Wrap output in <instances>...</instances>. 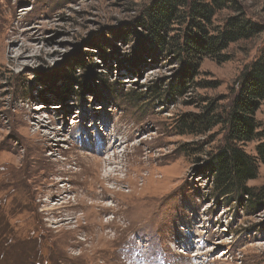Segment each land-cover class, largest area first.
<instances>
[{
  "label": "rangeland",
  "instance_id": "374dc122",
  "mask_svg": "<svg viewBox=\"0 0 264 264\" xmlns=\"http://www.w3.org/2000/svg\"><path fill=\"white\" fill-rule=\"evenodd\" d=\"M152 1L0 0V264H264V205L213 191L227 130L201 123L264 52V0L216 7L259 33L194 77L147 40Z\"/></svg>",
  "mask_w": 264,
  "mask_h": 264
},
{
  "label": "trees",
  "instance_id": "16d2710c",
  "mask_svg": "<svg viewBox=\"0 0 264 264\" xmlns=\"http://www.w3.org/2000/svg\"><path fill=\"white\" fill-rule=\"evenodd\" d=\"M222 1L153 0L140 17V24L146 30L147 40L156 48L178 56L183 65L182 75L194 77L203 58L226 61L225 51L230 44L259 33V26L238 17L229 18L221 28H213L216 7L221 8ZM181 81L168 90L181 93L185 86ZM236 82L238 88L233 91L226 117L213 120L207 112L201 119L208 127L223 122L227 130L223 144L210 152L213 191L222 197L240 194L264 205V186L259 189L248 186V181L257 177L259 165L264 164V129H260L256 118L264 100V52L246 66ZM190 124L187 119L182 122L187 130ZM255 140L258 141L256 152H247L244 145Z\"/></svg>",
  "mask_w": 264,
  "mask_h": 264
},
{
  "label": "bare ground",
  "instance_id": "6f19581e",
  "mask_svg": "<svg viewBox=\"0 0 264 264\" xmlns=\"http://www.w3.org/2000/svg\"><path fill=\"white\" fill-rule=\"evenodd\" d=\"M96 160H98V159H96ZM102 162H103V161H102ZM100 163H101V162H100ZM107 163H108V162H107ZM97 181H98V180H97ZM97 181H96V182H97ZM96 182H95V183H96ZM97 183H98V182H97ZM100 188H101V186H100ZM96 192H97V191H96ZM96 192H95L94 195L98 196V195H97L98 193H96Z\"/></svg>",
  "mask_w": 264,
  "mask_h": 264
}]
</instances>
